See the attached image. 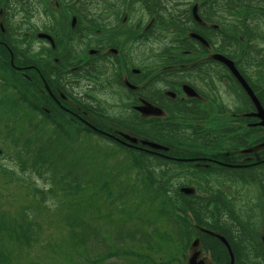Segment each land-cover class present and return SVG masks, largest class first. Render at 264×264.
<instances>
[{
  "label": "flooded vegetation",
  "instance_id": "1",
  "mask_svg": "<svg viewBox=\"0 0 264 264\" xmlns=\"http://www.w3.org/2000/svg\"><path fill=\"white\" fill-rule=\"evenodd\" d=\"M157 1L0 0V71H15L29 84L37 80L54 113L76 118L79 128L101 132L119 148L154 160L207 161L213 168H200V181L189 179L188 190L169 195L183 208L174 215L197 230L178 229L181 264L195 248L205 264H221L216 240L226 244L227 264H264V175L247 168L264 163V126L253 99L264 114V28L248 37L264 25V0H166L164 8ZM35 14L44 19L32 20ZM80 28L89 31L84 47ZM151 36L156 40L147 45ZM141 45L151 66L138 59ZM181 51L199 58H174ZM109 107L119 111L107 116ZM208 134L217 139L216 151L199 140ZM189 150L212 156L198 159ZM156 163L165 175L192 177L195 170ZM230 168L236 171H225Z\"/></svg>",
  "mask_w": 264,
  "mask_h": 264
},
{
  "label": "rangeland",
  "instance_id": "2",
  "mask_svg": "<svg viewBox=\"0 0 264 264\" xmlns=\"http://www.w3.org/2000/svg\"><path fill=\"white\" fill-rule=\"evenodd\" d=\"M27 16L26 13L25 17H14V21ZM41 19L42 14L32 18L36 22ZM262 28L260 21L254 31L250 30L249 39H254ZM78 30L82 35L78 42L84 47L89 31ZM145 40L149 45L156 39L151 36ZM238 43L240 48L244 47L240 39ZM141 47L139 61L151 66L152 61L143 56ZM175 57L185 63L199 58L184 51ZM10 72L0 73L4 77H0V220L7 224L0 226V264H181L184 241L174 222L176 207L165 209L162 198L158 202L156 195L149 192L165 189L159 181L165 176L158 172L149 176L139 169L156 161L90 138L77 130L82 124L76 118L61 117L60 112H56V118L70 137L57 135L58 139L51 141L54 130L45 127L44 118L37 117L21 102L26 97L36 105L55 110L50 100L43 97L40 83L35 80L29 84ZM5 84L12 89L8 85L4 88ZM113 110L119 111L109 107L105 113L112 117ZM94 126L100 128L96 123ZM22 141L33 145L37 142L38 148L31 149V157L40 150L44 159H53L54 163L45 162L47 167L44 164L33 168L30 156L22 154L27 149L17 147V142ZM257 148L258 145L253 147ZM62 154L69 159L65 164ZM77 173L83 176L80 180ZM177 175H170L173 186L181 182H177ZM20 228H25L29 242L21 244L15 240L21 237Z\"/></svg>",
  "mask_w": 264,
  "mask_h": 264
},
{
  "label": "trees",
  "instance_id": "3",
  "mask_svg": "<svg viewBox=\"0 0 264 264\" xmlns=\"http://www.w3.org/2000/svg\"><path fill=\"white\" fill-rule=\"evenodd\" d=\"M165 1L166 0H158L157 2H158V6L159 7H162V8H164V4H165ZM83 2H87V1H83ZM83 5H85V4H83ZM84 8H87V6L85 5V7ZM82 17H87L85 14H83L82 15ZM161 16L159 15V18H160ZM168 17H169V15H168ZM161 18H163V16L161 17ZM190 20L193 22V23H195V24H197V22H195V20H193V18L192 17H190ZM163 21V20H162ZM182 26V25H181ZM189 27V26H188ZM182 41H184V42H186V43H188L189 42V39L187 38V37H184V38H182ZM201 45V44H200ZM2 71H0V72H2V73H6V71L5 70H3V69H1ZM13 77H15V78H18L16 75H14V74H11ZM3 77V76H2ZM3 79V78H2ZM18 79H20V78H18ZM12 83H14V82H12ZM8 84H5V85H3V87L5 88V86H7ZM13 85H15V84H13ZM11 89H12V87L10 86V85H8ZM15 88V87H14ZM22 101H24L25 102V104L26 105H28V108L30 109V110H33L34 112H35V114H36V116L37 117H41L42 118V120H43V118H44V120L43 121H45L44 122V126L45 127H50L51 129H53L54 130V135H52V137H51V139L50 138H48L49 140H51V141H53V140H55L56 141V139H58L57 138V135H59V138L60 137H63V138H65V139H68L70 136H69V134H68V132L65 130V126L64 125H62V123H60L59 121H58V119L56 118V113H54L53 112V110L51 109L50 110V115L46 112V111H44L39 105H36L35 103H34V101L33 100H31L30 98H26V97H24V99L22 98V100H21V102ZM58 122H57V121ZM69 123V122H68ZM80 126V125H79ZM83 127H80V128H77V130H79V131H81V132H86L87 134H89V137L91 138H93V139H99V140H102V141H105L106 143H108V144H111V145H113L114 147H117V148H119L120 147V145H119V143L116 141V140H114V139H111V138H109L107 135H105V134H103V133H101V132H98V131H95V130H90V129H82ZM164 130H166V129H164ZM143 133H145L146 135H148V136H151V134L150 133H148V132H143ZM30 134H31V132H30ZM137 134V133H136ZM26 135V134H25ZM31 135H33V134H31ZM27 137H29L28 136V134L26 135V140H28L27 139ZM164 137H167V135L166 134H164ZM199 140H201V142L204 144V146H205V148L207 149V150H209V151H216L215 149H217L216 148V146H219L218 144H217V139H216V137H214L213 136V134H208V135H206V137H201L200 135H199ZM33 138H37V136H35V135H33ZM30 139V138H29ZM55 141H53V142H55ZM162 141H165L164 139H162ZM221 143H223L222 144V146L223 145H225V143L224 142H226L227 144H229L230 143V141L229 140H227V141H224V142H222V141H220ZM227 144L225 145V146H227ZM242 144L244 145L245 144V140L244 141H242ZM33 144H28V141H22V142H17V147H21V148H26L27 149V151H25L24 149H23V152H22V154L24 155H27L28 157L30 156V151H31V149H33V148H38V145H37V142H36V144H34L33 146H32ZM31 146V147H30ZM247 146V145H246ZM63 149V148H62ZM192 149H194V147H192ZM222 149H224L223 147H222ZM126 151L129 153L130 152V154H141V155H146V154H144V153H141V152H139L138 150H133V149H124V152L126 153ZM181 150H177L176 152H180ZM222 151H224V150H222ZM182 152H185V151H182ZM188 152V154H191V155H189V156H197V158L198 159H203V158H200V156L201 155H205V156H212V155H210V154H202V153H199V152H197V151H194V150H189V151H187ZM129 154V155H130ZM154 158H155V160H156V164L157 165H160L161 167H164V168H170V167H180L181 169L183 168H185V170L187 169H195L194 170V173H193V175H192V177H190L189 179L190 180H192V181H195V182H198V180H199V178H201V174L200 173H202L201 172V169L200 168H202V167H204V168H213V167H207V165L209 164L207 161H204V160H196V163H191V162H189V163H184V162H175V161H170V160H167V159H162V158H160V156H158L157 157V155H155L154 156ZM69 159H67L66 158V155L65 154H62V159H61V161H62V163H67V161H68ZM145 160V162H146V160H147V158H145L144 159ZM54 160L53 159H44L43 157H42V154H41V151L40 150H37L36 151V154L34 155V157H31L30 156V163H31V166L33 167V168H35V169H38L41 165H44V164H46L45 162H50V163H54L53 162ZM201 161H203V162H201ZM223 161H226V159L225 160H223ZM227 163H229L228 161H226ZM199 163V164H198ZM201 163V164H200ZM198 164V165H197ZM151 165H154V164H148L147 165V167H146V169H144V168H139V169H143V170H145L147 173H148V175L149 176H152V174L153 173H156V172H158L156 169H155V167H152ZM172 165V166H171ZM206 165V166H205ZM46 167H47V164H46ZM247 168L248 169H252V170H256V171H258V170H263V175H264V163L263 164H254V165H250V166H247ZM243 169H245V168H243ZM225 171H232V172H235L236 171V168H230V169H226ZM159 173V172H158ZM164 179H159V181L162 183V184H164V188L165 189H163V190H160V191H157V190H154V192L152 191V190H150L149 192H151V193H154V195H156V199H157V201L158 202H160V199L162 198V200H163V202H164V204H165V206H164V208L166 209L167 207L171 210V205H174V207H176V211H179L180 213H182L183 212V208L180 206V205H175L176 203H171V198H170V193L172 192V191H176L177 189H175L174 187L175 186H173V185H171V183H170V179H171V176L170 175H165L164 174ZM178 176V175H177ZM83 176H79V174L77 173V179H81ZM184 177H181V176H179L178 177V179H177V182L179 181V180H182ZM252 178H254V176H252ZM147 179V178H146ZM200 181V180H199ZM75 184H77V183H75ZM177 187V186H176ZM158 189V188H157ZM161 200V201H162ZM174 207H172V208H174ZM189 209L192 211V212H195V209L197 210V211H199V206H196V208H194V205L193 204H191L190 206H189ZM204 209H205V207H204ZM176 217H177V219H176V225H178L179 226V230L180 229H182V230H186V229H188L189 231H196L197 232V230L195 229V228H192L191 226H190V224L185 220V219H183L182 218V216H180V215H176ZM1 225H7L6 223H5V221L2 219V220H0V226ZM26 230H25V228H20V234H21V237H19V238H17V239H15L16 241H18L19 243H21V244H23L24 242H29L30 240H29V238L28 237H26V235H25V232ZM179 233V232H178ZM215 241V240H214ZM216 242L217 243H220V247H221V249L223 250L222 251V256H220V260H222V262H221V264H227V262H228V256H227V254H225V252H226V248L224 247V245H226V244H222V242H219V241H217L216 240ZM237 259L239 258V257H236Z\"/></svg>",
  "mask_w": 264,
  "mask_h": 264
},
{
  "label": "water",
  "instance_id": "4",
  "mask_svg": "<svg viewBox=\"0 0 264 264\" xmlns=\"http://www.w3.org/2000/svg\"><path fill=\"white\" fill-rule=\"evenodd\" d=\"M260 116L264 118V114H263V112H260Z\"/></svg>",
  "mask_w": 264,
  "mask_h": 264
}]
</instances>
